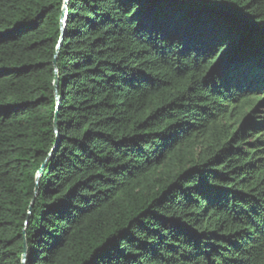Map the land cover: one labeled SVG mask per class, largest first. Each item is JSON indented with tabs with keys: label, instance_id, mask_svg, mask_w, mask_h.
Here are the masks:
<instances>
[{
	"label": "trees",
	"instance_id": "1",
	"mask_svg": "<svg viewBox=\"0 0 264 264\" xmlns=\"http://www.w3.org/2000/svg\"><path fill=\"white\" fill-rule=\"evenodd\" d=\"M63 5L0 0V264H264V0Z\"/></svg>",
	"mask_w": 264,
	"mask_h": 264
},
{
	"label": "water",
	"instance_id": "2",
	"mask_svg": "<svg viewBox=\"0 0 264 264\" xmlns=\"http://www.w3.org/2000/svg\"><path fill=\"white\" fill-rule=\"evenodd\" d=\"M66 3H67V0H64V5H63V9H62V14H61V17H60V42H59V45H58V49L60 48L62 42H63V38H64V32H65V21H66ZM54 67H55V64H54ZM55 77H54V95H55V98H56V102L59 104L60 103V100H59V95H58V92H57V87H58V78H57V72H56V69H55ZM57 118H58V113L56 114V118H55V132H56V135L58 137V127H57ZM44 168H45V163L42 164L41 168H40V171H39V174L37 176V186H36V191L38 189V184L40 182V179L42 177V174L44 172Z\"/></svg>",
	"mask_w": 264,
	"mask_h": 264
}]
</instances>
